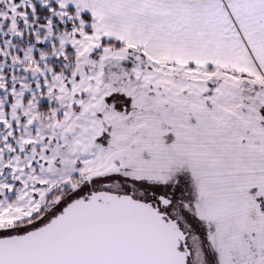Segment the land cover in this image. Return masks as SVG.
Here are the masks:
<instances>
[{
    "label": "rangeland",
    "instance_id": "374dc122",
    "mask_svg": "<svg viewBox=\"0 0 264 264\" xmlns=\"http://www.w3.org/2000/svg\"><path fill=\"white\" fill-rule=\"evenodd\" d=\"M152 1L170 55L149 0H0V237L107 190L162 200L190 264H264V0Z\"/></svg>",
    "mask_w": 264,
    "mask_h": 264
},
{
    "label": "water",
    "instance_id": "95a60500",
    "mask_svg": "<svg viewBox=\"0 0 264 264\" xmlns=\"http://www.w3.org/2000/svg\"><path fill=\"white\" fill-rule=\"evenodd\" d=\"M186 239L158 206L131 194L92 191L48 222L0 237V264H188Z\"/></svg>",
    "mask_w": 264,
    "mask_h": 264
},
{
    "label": "trees",
    "instance_id": "16d2710c",
    "mask_svg": "<svg viewBox=\"0 0 264 264\" xmlns=\"http://www.w3.org/2000/svg\"><path fill=\"white\" fill-rule=\"evenodd\" d=\"M19 0H14V2H18ZM60 7H59V5L56 3V2H54V1H51V9L50 8H48V7H45V6H41L40 5V3H35V10H34V13H35V16L36 17H30V19L31 20H35V23L36 24H38L39 26H41V25H44L46 22H47V20L51 17L52 18V26L54 27V33L55 34H61V33H63V32H67V31H70L73 27H74V25L76 24V21H67V22H64V23H62V22H60L58 19H57V17H55V16H52L51 14H52V12L53 11H56V10H58ZM69 10L71 11V12H74V10L72 9V8H69ZM82 16V18L85 20V21H87V22H91V17H90V15H88V14H82L81 15ZM85 31L86 32H88V33H90L91 31H92V29H91V27L90 26H88V27H86V29H85ZM101 45L102 46H111V47H115L116 49H124V45L121 43V42H119V41H116V40H113V39H103L102 40V42H101ZM66 50H71V47H67L66 48ZM95 54H99L97 51H95ZM98 56V55H97ZM96 56V57H97ZM68 58H70V60L73 58V55H70ZM53 64H54V66H55V68H54V70H56V71H60L61 70V64H56V62H55V59H53L52 61H51ZM39 98L40 99H43L42 100V102L40 103V105H39V110H41V111H46V110H48L49 108H48V106H47V104H48V100H47V98L45 97V93H42L40 96H39ZM135 198H137V197H135ZM137 199H140V198H137ZM157 204H158V209H159V211L160 212H163V213H165L166 214V212L164 211V208H162V206L163 205H161L160 203H159V201L158 200H154ZM153 203V202H152ZM60 212V210L58 211V212H56V213H54V214H52V215H50L47 219H45L44 221H42V222H40V223H38V224H36L35 226H32V227H30V228H27L26 230H23V231H21L20 233H17V234H21V233H24V232H27V231H29V230H31V229H34V228H36V227H38V226H40V225H42V224H44V223H46V222H48L53 216H55L57 213H59ZM9 235H13V234H7V235H5V236H9ZM187 244V243H186ZM190 256H191V252H190V255L187 257V263L188 264H190L189 263V261H190Z\"/></svg>",
    "mask_w": 264,
    "mask_h": 264
},
{
    "label": "crops",
    "instance_id": "0c3cea01",
    "mask_svg": "<svg viewBox=\"0 0 264 264\" xmlns=\"http://www.w3.org/2000/svg\"><path fill=\"white\" fill-rule=\"evenodd\" d=\"M149 1L151 2L152 5L154 4L152 9L144 7L141 10L142 12H140V14L136 15L134 20L139 24V26H140V23H142V25L148 24L150 26L149 27V29H151V35L150 36L152 37L151 39H155V41L153 42V44H151V42H149V44L148 43H145V44L148 45L147 48L149 49V51L152 54L159 53L161 55H170L169 53L171 51L169 50V48L165 47V43H164V41H165L164 39L167 36L165 24L158 22L159 14H158V12H156L157 11L156 9L160 10L157 7L159 5V3H158V1H155V3H153L152 0H149ZM162 4H164V3H162ZM149 13H151V15H149ZM134 26L137 27L136 30H139L137 24H134ZM140 31H141V28H140ZM132 37L133 38H131V39H133V40H129V41H132L134 43L133 45L141 46V47L143 46V45H141L142 43L138 40L139 38H137V35H132ZM134 38H136V39H134ZM157 43H159L161 47L164 46V48H157L156 47V46H158ZM151 48H152V51H151Z\"/></svg>",
    "mask_w": 264,
    "mask_h": 264
},
{
    "label": "flooded vegetation",
    "instance_id": "af4514ba",
    "mask_svg": "<svg viewBox=\"0 0 264 264\" xmlns=\"http://www.w3.org/2000/svg\"><path fill=\"white\" fill-rule=\"evenodd\" d=\"M91 192H92V191H90L89 193L86 192V193H84L82 196H83V197H84V196H88ZM148 202H150V203L153 202V203H152L153 205L158 206V204H157L154 200H149ZM159 203H160L161 205H163L161 201H160ZM158 208H159V207H158Z\"/></svg>",
    "mask_w": 264,
    "mask_h": 264
}]
</instances>
